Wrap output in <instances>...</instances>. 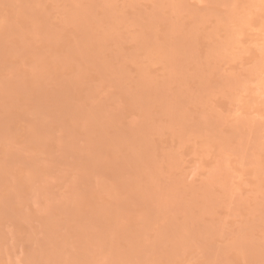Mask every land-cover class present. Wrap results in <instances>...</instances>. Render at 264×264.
<instances>
[{
    "label": "rangeland",
    "instance_id": "1",
    "mask_svg": "<svg viewBox=\"0 0 264 264\" xmlns=\"http://www.w3.org/2000/svg\"><path fill=\"white\" fill-rule=\"evenodd\" d=\"M0 264H264V0H0Z\"/></svg>",
    "mask_w": 264,
    "mask_h": 264
},
{
    "label": "bare ground",
    "instance_id": "2",
    "mask_svg": "<svg viewBox=\"0 0 264 264\" xmlns=\"http://www.w3.org/2000/svg\"><path fill=\"white\" fill-rule=\"evenodd\" d=\"M65 93V92H64Z\"/></svg>",
    "mask_w": 264,
    "mask_h": 264
}]
</instances>
